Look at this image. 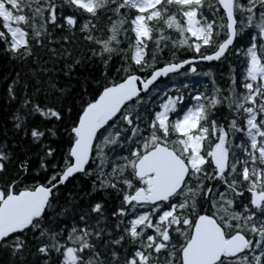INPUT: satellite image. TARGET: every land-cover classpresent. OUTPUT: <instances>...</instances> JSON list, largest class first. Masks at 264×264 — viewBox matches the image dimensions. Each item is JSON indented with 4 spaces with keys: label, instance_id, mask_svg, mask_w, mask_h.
<instances>
[{
    "label": "snow or ice",
    "instance_id": "6c2138e0",
    "mask_svg": "<svg viewBox=\"0 0 264 264\" xmlns=\"http://www.w3.org/2000/svg\"><path fill=\"white\" fill-rule=\"evenodd\" d=\"M0 64V264H264V0H0Z\"/></svg>",
    "mask_w": 264,
    "mask_h": 264
},
{
    "label": "trees",
    "instance_id": "16d2710c",
    "mask_svg": "<svg viewBox=\"0 0 264 264\" xmlns=\"http://www.w3.org/2000/svg\"><path fill=\"white\" fill-rule=\"evenodd\" d=\"M0 67H5V65L0 64ZM202 70L206 71V68H202ZM217 74L221 71L219 67L215 69ZM223 71L227 73V65L223 68ZM179 80L183 81V83L188 84L190 88L196 87V88H203V86L208 82V78L204 76H198V77H179ZM223 83V81H221Z\"/></svg>",
    "mask_w": 264,
    "mask_h": 264
}]
</instances>
